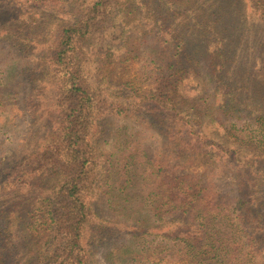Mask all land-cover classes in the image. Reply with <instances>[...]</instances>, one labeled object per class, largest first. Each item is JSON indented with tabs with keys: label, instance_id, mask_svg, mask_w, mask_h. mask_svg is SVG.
<instances>
[{
	"label": "trees",
	"instance_id": "trees-1",
	"mask_svg": "<svg viewBox=\"0 0 264 264\" xmlns=\"http://www.w3.org/2000/svg\"><path fill=\"white\" fill-rule=\"evenodd\" d=\"M149 2L147 91L113 80L139 0H0V111L50 85L55 122L0 172V264H93L102 201L126 236L108 264H264V0Z\"/></svg>",
	"mask_w": 264,
	"mask_h": 264
},
{
	"label": "rangeland",
	"instance_id": "rangeland-1",
	"mask_svg": "<svg viewBox=\"0 0 264 264\" xmlns=\"http://www.w3.org/2000/svg\"><path fill=\"white\" fill-rule=\"evenodd\" d=\"M145 1H147L146 4H144ZM152 1L156 3L159 2V0ZM139 2L141 3V5L138 7V12H136L134 15L135 21L133 22V25L136 28V33L135 35L130 37L129 41L131 50L140 55L139 59L133 60L134 62L129 65L118 66L113 75V80L121 83H129V85L133 86L135 89H143L148 91L155 88L154 83L158 75L157 73L154 74L155 70L154 68H152L151 63L149 62L148 54L150 55V52L155 49L157 50V53H160L164 45H161L160 43L154 41V38L157 37V32L151 33L144 27V10L145 12L147 11L146 7L150 3L149 0H139ZM148 7L150 8V6ZM155 7L152 9L153 12H155ZM164 17V22L161 20L160 23L166 30L169 29V27L171 26L170 24H177L178 22L173 18L174 13H171L169 15L165 14ZM143 30L149 35L148 38H145ZM183 31L184 32H181V34L186 38V30ZM46 41L47 38L45 36L44 40L42 41L44 43L43 45H46ZM34 51L35 53L31 56L30 63H32V68L36 71V73H42L43 71H45V68L43 67L44 64L42 63L43 55L45 52L49 53L50 51L49 49H44L43 46L35 48ZM203 61H205L206 65L203 63L204 66L202 71L207 72L209 71V69L207 68L209 65V60L203 58ZM158 63L160 65H163V68H165L164 65H166V63L163 64L160 61ZM150 76L154 77V81L151 82L147 80V77L149 78ZM167 80L168 79L160 84L162 85V89H165L166 91L169 88H172L173 91H177L175 88L177 84L174 83L170 87V83L166 82ZM194 85L201 86V84L199 83L188 86L190 88V91L188 92L193 96H199V92L197 94L196 91H191V88H194ZM188 87L187 89H189ZM180 91L182 90H179V92ZM183 92L186 93V87L185 89H183ZM16 94L17 93H15V95ZM40 94L41 99L37 102L35 101L34 103L25 101H22V103H20L19 101H17V98H15V106L10 104V102L6 103L5 107L8 108L6 110L7 115H4V113L1 112L4 110L0 111L2 113H0V172L6 169V163L14 153L23 150L26 145H28L29 141L33 140L31 135L35 133L37 129H42V133H48L52 131L53 123L55 125V122L47 117L48 115H46V117H43L41 120L38 119L39 115L41 116L42 113H48L47 109H49L50 107L51 100L50 85H45ZM29 97L30 96L27 97V100L29 99ZM39 105L41 107H39ZM8 115L11 116L8 117ZM3 116L6 118L8 117V119L5 121V119H3ZM114 123L116 128L115 131L121 127L126 126L125 121L122 117L114 119ZM111 134L112 132L110 133V136L107 138V140L112 139ZM105 147L108 146L104 145L103 148ZM194 172H203V169L200 166H195L192 167V169H188L187 171H185V173ZM95 211L97 213V217L94 219V223L89 229L87 240L92 250L93 264H108V255L113 251L115 247L119 246L121 242L124 241L126 236L125 233L122 232V229L110 225L109 221H111V218L108 215L107 208L104 205L103 201L96 202ZM39 214V211H37L36 215L38 216Z\"/></svg>",
	"mask_w": 264,
	"mask_h": 264
}]
</instances>
